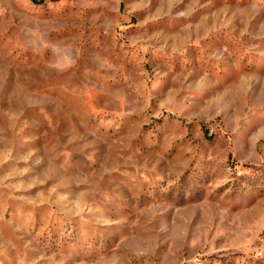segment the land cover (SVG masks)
<instances>
[{"label":"rangeland","instance_id":"374dc122","mask_svg":"<svg viewBox=\"0 0 264 264\" xmlns=\"http://www.w3.org/2000/svg\"><path fill=\"white\" fill-rule=\"evenodd\" d=\"M0 264H264V0H0Z\"/></svg>","mask_w":264,"mask_h":264},{"label":"trees","instance_id":"16d2710c","mask_svg":"<svg viewBox=\"0 0 264 264\" xmlns=\"http://www.w3.org/2000/svg\"><path fill=\"white\" fill-rule=\"evenodd\" d=\"M35 1V0H34ZM43 2L46 1V0H42Z\"/></svg>","mask_w":264,"mask_h":264}]
</instances>
